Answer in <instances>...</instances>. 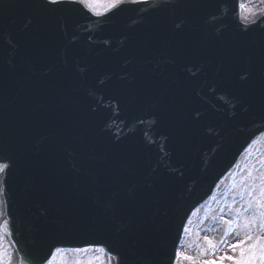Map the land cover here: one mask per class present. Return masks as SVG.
I'll return each mask as SVG.
<instances>
[{
    "label": "water",
    "instance_id": "1",
    "mask_svg": "<svg viewBox=\"0 0 264 264\" xmlns=\"http://www.w3.org/2000/svg\"><path fill=\"white\" fill-rule=\"evenodd\" d=\"M185 2L187 0L159 1L154 13L147 10L149 8H143L142 4L123 5L118 11L115 10L106 17L96 18L75 2L61 1L52 4L49 0H0L1 25L10 21V18L16 14V26L19 21L30 19L31 25L42 37V43L35 47V51L25 54V70L31 74L45 73L46 77L50 76L51 78V85L47 88L52 86V89L47 90L49 92L48 97H43L38 92L35 93L33 100L35 112L30 111L34 116V123L26 136L22 138L23 134L18 125L12 130L13 142L16 146L23 139L21 158L25 160L28 156V162L32 163L39 155L35 150L45 149L46 140H54L59 144L56 116L61 110L69 112L73 108L77 94L83 97L84 102L77 100L76 108L81 110L82 104L87 106L86 103H88L91 105L90 118L94 129L101 134V137H110L114 133H121V131L123 133L134 131L133 135L135 137L139 136V142L141 143L152 145L153 142L160 140L161 143L158 142L159 147L163 145V147L175 151L173 154L170 153L174 158H177L184 150L196 154L198 151L195 150V143L190 140L183 130L169 128L160 131L158 127L166 125L167 122L163 121L168 119H175L184 123L204 121L205 118L207 122H210L212 119L210 113H208L209 109L204 107L192 109L196 106L198 92L196 90L190 92L184 83L179 95L177 90L173 88L175 82L171 81V95L158 97L156 109L151 104H142L138 99L140 100L145 95V91L131 86L128 82L124 83L125 79L142 77L138 69L142 64L140 54L132 51L130 41L127 39L123 40L122 43L110 41L108 48L105 46V40H109L113 35V30L112 33L107 32L118 27V25L123 30L125 28L135 34L136 29H138L141 31L139 37H157L162 32L168 34L177 32L173 24L177 15L176 7ZM221 2L222 0H217L215 6H218ZM202 4L200 3L199 6ZM46 11L51 13L48 19L41 15ZM77 11L82 16L75 14ZM59 13L62 14V17L57 15ZM125 13L126 15L121 21L116 23V18ZM131 14H136L134 20ZM83 16L100 26V29L94 27L89 30L88 39L94 41L96 48L104 46L103 54L100 53V50H89V53L81 50L79 41H77V48L68 52V47L75 48V41L73 40H85V37L82 33L73 34L71 29L69 31L71 34L67 33L57 25L59 21H63L66 23L65 27L71 28L74 24H79ZM105 22H111L112 26L104 27ZM216 22L219 26L220 21ZM19 25L22 30L28 28L22 26V24ZM215 26V24H212L210 27ZM147 29H149L148 32H142ZM150 32L152 34H148ZM203 35L207 44L217 38L213 37L214 34L211 29L204 31ZM0 39H2V35H0ZM216 42L220 44L221 49L213 53L215 56L217 54L220 61L232 68L238 90L245 93L246 96L253 90L256 91V84L249 81V76L243 68L242 60L247 56V53L243 51L237 53V48L233 50L227 40H216ZM43 51L45 54L39 55V52L43 53ZM70 55H77L78 57L73 58ZM70 57L73 59L79 58L83 63L89 65L90 70L85 73L90 75L92 80L86 89L78 86L79 72L72 69ZM210 66L213 69L211 74L213 78L212 93H216L220 91V85L224 81L222 75L218 73L217 67H223V65L217 60L216 66H212V64ZM7 67L10 68L11 65L0 63V69H6ZM93 68H98L100 73L96 74L92 70ZM230 74H232V71H230ZM176 80L182 79L177 78ZM193 83V81H189L187 84L191 86ZM105 102L110 105L109 108L100 104ZM118 103H120L123 113L126 114L127 125L120 126L118 123L111 121L113 115L116 114L113 112V108ZM220 107V113L224 114V106ZM0 110L23 116H27L28 113L27 107L9 102L2 89H0ZM38 110L42 116L37 114ZM136 111H138L141 120L137 119ZM136 121L139 122L136 123ZM2 122L5 125V132L2 135L0 125V157L2 156V159H4L3 163L9 164V168L5 171L9 176V183L6 182L3 188L7 203H9V199L6 195L7 191H10V203L15 204L16 213H11L9 207L8 216L10 220L8 224L12 238L16 241L18 250L22 253L21 264H41L56 246L75 243H104L110 250L119 254L118 264L171 263L174 257V235L170 238L169 235L159 234L155 224L152 227L150 226L149 219L134 220L130 223L124 220L128 214L133 212L137 215L140 212L150 214L146 206L148 200L138 191L143 190L140 187L151 182V177L148 173H145L144 167L151 170L157 166L158 169L155 168L157 171L163 166V162L159 157L166 160V155L160 156V150L156 146L148 148L150 153L144 149H139L138 154L143 158V161L140 162L141 167L137 162L125 160L129 155L122 160L114 161L88 160L86 162L84 159L81 160L79 155L78 158L68 160V164L72 166L67 180L64 182V189L67 194L60 193L57 199L56 197L53 199L54 204L52 205H49L44 198L39 203L31 204L29 207L31 211H28L22 193L30 188L32 184L27 183L21 186L19 171L21 164H19V158L13 147L9 145L11 141L8 140L7 144L4 140L7 137L8 124L6 120ZM149 123H155L158 127L150 129ZM72 126L77 125L68 120L57 122L58 129ZM87 134L88 132L84 129L78 130V136L80 137ZM101 137L96 140V144L99 146L106 142L105 138L103 140ZM60 143L68 148L71 147L69 140ZM117 143L121 144L120 141H116L113 146L106 147L105 151L125 153L126 148L117 147ZM129 153L131 154V151ZM13 157H17L16 160ZM168 160L175 165L173 160ZM28 166L26 167L30 168ZM53 166H56V164ZM137 166L139 167L138 170L135 169ZM211 166L210 162L206 163L207 168H211ZM178 168L182 170V174L187 180L185 184L195 185L194 181L187 178V175L190 174L187 170L190 169L192 172L193 169L188 165H185L184 168L182 166ZM206 185L207 181L201 182V188ZM21 188L22 191H20ZM19 197L21 206L18 204ZM141 204H144V210L142 207L136 212L135 207ZM181 207L180 204L176 206L166 205L163 207L162 213L170 212L171 215L178 213L182 215L181 220L184 222L191 209L185 212L180 209ZM69 208L71 209L69 210ZM166 217L169 218L167 222L173 219L171 216ZM112 222H115V225L112 226L110 231L109 226ZM145 223H149V225ZM126 231H130L131 234H124ZM118 235H121L120 238Z\"/></svg>",
    "mask_w": 264,
    "mask_h": 264
},
{
    "label": "snow or ice",
    "instance_id": "2",
    "mask_svg": "<svg viewBox=\"0 0 264 264\" xmlns=\"http://www.w3.org/2000/svg\"><path fill=\"white\" fill-rule=\"evenodd\" d=\"M52 4L61 0H49ZM78 2L97 16L104 15L112 10L119 9L124 0H78ZM142 2V0H133ZM264 4V0H259ZM240 7L243 9L244 4ZM257 10L264 18V8H250L249 14L255 15ZM9 164L0 162V172H5ZM246 174L241 176L237 183L233 181L234 194L239 198V206L234 198L228 204V212L220 209L219 220L226 225L225 237L234 235L235 240L222 239L215 241L208 235L203 236V244L197 243V255H188L176 252L177 264H264V158H259L245 166ZM232 215V219L227 216ZM213 219H217L213 217ZM7 225L5 224V227ZM187 232V228L184 229ZM199 237V233H197ZM57 252L63 251L57 249ZM76 252H87L88 249H74ZM99 251L103 252L101 248ZM219 253V254H218ZM0 264H11V257L0 251Z\"/></svg>",
    "mask_w": 264,
    "mask_h": 264
},
{
    "label": "rangeland",
    "instance_id": "3",
    "mask_svg": "<svg viewBox=\"0 0 264 264\" xmlns=\"http://www.w3.org/2000/svg\"><path fill=\"white\" fill-rule=\"evenodd\" d=\"M242 4L245 5V7L242 9V15L248 16L246 18H253L254 15L248 14V9L250 8H262L263 4H260L259 0H242ZM259 13V11H258ZM256 13V14H258ZM255 14V15H256ZM264 136V135H263ZM264 158V137L260 139L258 143L255 144L254 147L249 150V153L245 157V160L243 161V164L241 165V169H246L245 166L252 163L253 161ZM243 172H246L243 171ZM241 173L240 176L237 175L234 176L236 179L235 181L238 183L241 179V176L246 173ZM233 183L231 181H228L226 184H223L220 186L217 194L215 195V199L212 202H209L207 205L211 204L209 208L208 215H213L216 213L218 215L220 213L221 203H225V213H227L228 204H231L232 200L235 198L237 200V204L235 206H239V198L235 196L234 191H232ZM224 193L228 196L225 201H221L223 199ZM206 205V206H207ZM1 211V207H0ZM228 219H232V215L227 216ZM201 221L202 224L197 226L196 224L192 225L188 237L185 238L184 241V247L183 252L187 253L188 255H197L199 252V249L196 247L197 243L200 242L202 231L201 228L204 230V235H208L209 237L213 238L214 240L220 239L224 237L226 227L223 225L222 222H217L216 220H213V218H203ZM197 233H199V237L197 236ZM235 236L229 235L228 241H234ZM191 241V242H189ZM0 251H3L6 254V258L8 256L11 257V264H16V257L11 247L5 241L3 240L0 242ZM219 254V253H218ZM50 264H113L112 260L108 257V255L105 253V251L101 252L98 248L88 249L87 252H76L73 250H63L61 252H56L55 257L53 261Z\"/></svg>",
    "mask_w": 264,
    "mask_h": 264
},
{
    "label": "bare ground",
    "instance_id": "4",
    "mask_svg": "<svg viewBox=\"0 0 264 264\" xmlns=\"http://www.w3.org/2000/svg\"><path fill=\"white\" fill-rule=\"evenodd\" d=\"M258 85H260V87H261L260 91L263 90V83L261 81L258 82ZM263 93H264V90H263ZM257 109H258V107L256 105L253 106V107H251V108H249V109H245L243 107L241 110H239L237 112V114L239 113V114H241L242 117H244L245 123H251L254 120L253 113H256L257 112ZM261 110L264 111V104H263ZM250 111L253 112V113H251L249 115ZM212 121H213V123L215 122L214 119ZM215 124L216 125H219V126H222V122H220V121H216ZM223 130H225V129L223 128ZM203 138H206V136L204 135ZM204 153L206 155H208L210 153V150L207 149V150H205ZM211 165L213 167V163L212 162H211ZM203 167H204V169L206 171H209L210 169H212V167L211 168H207L205 163H203ZM42 168H45V165L44 164L42 165ZM188 173H190V174L187 175V178L188 179H191L195 183V185L193 186L194 189L196 191H201V182L200 181H201L202 174L199 171H197L196 169H193L192 172L190 170ZM175 180H176V182H180V179L178 178V176L176 177ZM183 190H184V192L187 191V189L185 187L183 188ZM165 193L166 194H169V195H172L173 197H181L173 189H168V190L165 191ZM183 195H184V198H183V200L179 204L182 205V206H184L186 208L187 205L189 204V202L192 199V195H190L189 193L188 194L186 193V194H183ZM175 199H177V201H180L179 198H175ZM148 202L151 203L150 201H148ZM160 204H162V203H160ZM143 205L144 204H141L140 206L135 207L136 212H138L140 210V208L143 207ZM152 209H154V211H155V208L154 207H149L148 208L147 211L150 212L149 215L145 214V212L144 213L143 212H140L138 215L133 212L131 214H128L124 220H125V222L130 223V222H132L134 220H140V219H146L147 220V219H149L150 226L152 227V225L155 224V226H156L157 231H158L159 234H161L163 236L164 235H169V237H171L172 235H174V231H175V228H176V225L177 224L171 223V222H167L166 220H163V219L158 218L152 212ZM147 225H149V223H147Z\"/></svg>",
    "mask_w": 264,
    "mask_h": 264
}]
</instances>
